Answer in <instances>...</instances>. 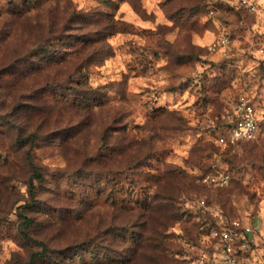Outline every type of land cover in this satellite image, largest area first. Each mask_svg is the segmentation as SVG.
<instances>
[{
  "label": "rangeland",
  "instance_id": "rangeland-1",
  "mask_svg": "<svg viewBox=\"0 0 264 264\" xmlns=\"http://www.w3.org/2000/svg\"><path fill=\"white\" fill-rule=\"evenodd\" d=\"M235 222L264 258V0H0V264H218Z\"/></svg>",
  "mask_w": 264,
  "mask_h": 264
},
{
  "label": "built area",
  "instance_id": "built-area-1",
  "mask_svg": "<svg viewBox=\"0 0 264 264\" xmlns=\"http://www.w3.org/2000/svg\"><path fill=\"white\" fill-rule=\"evenodd\" d=\"M224 119L225 131L218 136L221 144L236 145L240 141L254 139L260 131L261 119L255 105L250 100L243 99L238 104L235 115L224 116ZM204 181L226 184L229 182V176H207ZM249 233L250 228L240 227L238 222H235L232 227L224 228L220 234L221 252L218 264H244L241 252L247 249ZM248 262L249 264H264V258L248 257Z\"/></svg>",
  "mask_w": 264,
  "mask_h": 264
},
{
  "label": "trees",
  "instance_id": "trees-1",
  "mask_svg": "<svg viewBox=\"0 0 264 264\" xmlns=\"http://www.w3.org/2000/svg\"><path fill=\"white\" fill-rule=\"evenodd\" d=\"M225 125H226V122H225V119H224L223 126H225ZM251 140H252V139H251ZM217 141H218V139H217ZM245 141H250V140H243V141H240L239 143H241V142H245ZM239 143H238V144H239ZM36 178H38V179L42 178V175H41V173H40L39 171H36ZM31 264H35V258H33Z\"/></svg>",
  "mask_w": 264,
  "mask_h": 264
}]
</instances>
